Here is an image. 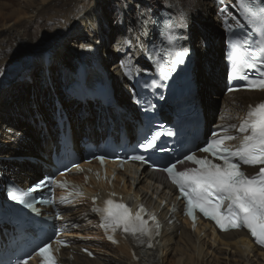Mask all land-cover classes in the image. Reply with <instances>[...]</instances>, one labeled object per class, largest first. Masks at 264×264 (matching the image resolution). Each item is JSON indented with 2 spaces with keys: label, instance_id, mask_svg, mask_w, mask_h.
Masks as SVG:
<instances>
[{
  "label": "bare ground",
  "instance_id": "bare-ground-1",
  "mask_svg": "<svg viewBox=\"0 0 264 264\" xmlns=\"http://www.w3.org/2000/svg\"><path fill=\"white\" fill-rule=\"evenodd\" d=\"M112 1L115 2L111 5L113 8H120L122 4L126 7V11L117 13V21L113 26L120 36L118 35V40L113 43L112 56L108 44L115 32H111L108 38L103 40L104 31L98 28V23L106 17L100 7L105 4V0H20V8L7 10L6 4L0 6V81L6 84V81L11 82L12 79L18 78L12 81L13 93H9L12 104L18 102L10 106V116L0 118V176L15 182L19 180V185L27 186L46 170L43 163L31 164L26 160L7 162L5 157L25 156L36 152L45 160V156L49 157L57 141L55 102L43 68L45 56L49 57L48 66L53 86L56 84L61 91L58 97L67 103L66 107L72 116L71 124L76 141L83 134L91 137L101 136L96 130L97 114H100L99 129L105 128L103 108H100L99 112L96 109L94 111L90 104L78 105L67 94L70 82L76 80L73 73L78 66L77 62L90 61V47L96 50L101 65L110 67L116 94L120 101L128 106L127 110L132 113V118L134 117L129 107L132 87L125 76L129 69L126 67L125 73H119V69L122 70L125 66L119 64L124 60L133 61L134 56L139 54V41L144 44L145 37H142V32L144 28L147 30L148 25L145 27L143 23L138 22L140 10H143V19L157 7L163 6L176 16V21L181 27L183 23H187L188 27L184 28V31L190 43L195 36L200 38L194 62L199 86L198 95L207 118L214 115L217 100L224 90L225 79L224 41H219L214 36L220 34L214 33L219 25L217 15H212L215 3L211 0ZM133 20H137V26L132 25ZM97 31L99 35L96 37ZM135 33L140 37L134 36ZM73 36L72 47L67 50V47H64L68 46L66 43ZM115 54L121 57L118 59ZM54 64L57 67L52 69ZM39 68L42 69V80L32 87L29 104L25 102L26 99L20 101L19 89L23 82L19 83V80L35 81ZM263 96L264 94L258 93H239L233 96L232 103L242 101L243 104L250 97ZM19 102L24 103L20 105ZM105 119L108 120L107 115ZM124 121L129 124L127 119ZM148 178L147 173H143L132 183H136V190L142 198L151 201L156 191L152 192L153 188L147 185ZM0 181L3 180L0 178ZM90 206V202L86 201L80 209L67 214V219L77 222L76 229L70 236L77 245L87 244L96 248L98 259L103 260L104 264H264V252L256 250L247 239H241L240 234L228 233L213 238L207 228L192 233L183 225L169 227L166 231L168 235L163 237L158 251H154L148 261L136 262L128 249L106 242L98 231L96 220L88 214ZM94 262L95 260L78 254L74 264Z\"/></svg>",
  "mask_w": 264,
  "mask_h": 264
},
{
  "label": "snow or ice",
  "instance_id": "snow-or-ice-1",
  "mask_svg": "<svg viewBox=\"0 0 264 264\" xmlns=\"http://www.w3.org/2000/svg\"><path fill=\"white\" fill-rule=\"evenodd\" d=\"M238 7L246 14L255 30L264 37V6H254L248 0H240ZM182 27L187 28V23ZM163 39L169 43L173 35L161 33ZM179 39V38H178ZM247 38L238 39L233 43L229 54L231 70L230 79H246L247 74L258 66L264 67V40L254 49ZM189 49L180 47L175 52V59L170 67L166 58L157 60L156 67L165 78L175 70L176 63L183 64ZM260 79L249 81L250 89L264 90V72ZM236 135L213 133L212 138L205 141L198 151L209 154L198 157L195 152L185 154L182 160H177L163 169L167 172L172 183L178 188L180 197L186 201V213L195 220V212L199 211L204 217L215 221L221 230L229 228H246L255 241L264 246V101L249 105L245 116L238 126L233 125ZM171 135V133H169ZM242 137V138H241ZM239 139V144L228 147L226 141ZM156 137L147 140L142 147L151 149L155 145ZM103 161V157H99ZM133 160H143V156H133ZM191 162L195 167L177 169V163ZM253 168L249 175L245 167ZM28 192H14L11 199L25 203ZM108 194L103 200V207H94L93 211L101 215L103 227L106 231L115 233L118 229L139 243L144 238L151 241L153 229L149 220L155 221V216L147 213L143 205H137L133 211L125 203L117 202ZM96 197H93L95 202ZM31 206V205H29ZM145 216L148 219H145ZM159 228V224H156ZM158 234V233H156ZM108 239L117 243L113 235ZM59 243H63L60 241ZM149 247L152 244L149 242ZM51 245L45 244L37 255L43 259V264H56L52 255ZM27 264V261L24 262Z\"/></svg>",
  "mask_w": 264,
  "mask_h": 264
},
{
  "label": "rangeland",
  "instance_id": "rangeland-1",
  "mask_svg": "<svg viewBox=\"0 0 264 264\" xmlns=\"http://www.w3.org/2000/svg\"><path fill=\"white\" fill-rule=\"evenodd\" d=\"M105 1H106L105 4L100 5V7L102 8L103 14L106 15V17H104L102 19V21H100V23H98V28H100L101 30L104 31L103 40H106L108 38V36L111 34V32H115L114 33V36L109 40V44H108V50L110 51V55L112 56V53H113V50H114L113 43L116 42L118 40V37L120 36V33H118V31L116 30V28L113 27V26L116 24V21H117V13L119 11H123V10L126 11V7H125V5L122 4V6H120V8H113V7H111V5L115 4L114 1H112V0H105ZM108 2H109V4H108ZM20 3H21L20 0H0V6L3 5V4H6V9L8 8L7 10H9L10 8H13V9L14 8H20V5H21ZM135 3H136V1H134V4ZM216 10L217 9L215 8V11H212L213 12L212 15H214V13L216 12ZM134 11H135V8H134ZM138 16L141 17V15H140L139 12H138ZM135 21H137V20H133L132 25H136L137 24V23H135ZM219 25H218V27H216L214 33L220 32L222 30V28ZM97 35H99V32H98V34H96V37H97ZM134 36L140 37L136 33H135ZM134 36H132V37H134ZM214 36H216L215 38L218 39L219 41H222V37H219L217 34L214 35ZM71 38L72 39L70 41L68 40L67 41L68 43H66L68 46H65L64 47V48L67 47V50H69V48L72 47L71 44H73L74 36L71 37ZM199 41H200V38L198 36H195V39L193 40V42L196 45V48H197V46L200 43ZM114 56L116 58H120L121 57L118 54H115ZM56 67L57 66L55 64L52 65V69H55ZM37 70L38 71H36V74L38 75V77H37V79L35 81H29V80H24L23 81V79H20L19 80V83L23 82L22 83V86L19 89L21 91V93H20L21 94L20 95L21 97L19 96V98H20L19 100L21 101L23 99H26L25 102L27 104H29L28 100L30 99V96H31L32 87H34V84L36 85V83H40V81L42 80V69L39 68ZM16 79H18V78H16ZM16 79L15 78L12 79L11 82L6 81V84L5 83L3 84V82L0 81V118L3 117V116L4 117L10 116V114L12 112L10 106L17 104V102H18L17 101V102H15V103L12 104V101L10 99V94H9V93H13L12 81H14ZM9 85H11L10 86L11 88L8 90L7 88L9 87ZM55 88H56L57 93L59 94L61 91L56 87V84H55ZM221 95L222 94H220V96H219V98L217 100V103H219L220 98H221ZM22 103H24V102H19L20 105H22ZM65 105H67V103ZM49 114H51V112ZM31 155H37V153L36 152H35V154L31 153ZM7 162H9V161H7ZM13 162H16V161H13ZM17 181L19 182V180H17ZM92 264H104V262H103V260L97 258L95 260V262L92 263Z\"/></svg>",
  "mask_w": 264,
  "mask_h": 264
},
{
  "label": "water",
  "instance_id": "water-1",
  "mask_svg": "<svg viewBox=\"0 0 264 264\" xmlns=\"http://www.w3.org/2000/svg\"><path fill=\"white\" fill-rule=\"evenodd\" d=\"M222 35V37H224V35L223 34H221Z\"/></svg>",
  "mask_w": 264,
  "mask_h": 264
}]
</instances>
